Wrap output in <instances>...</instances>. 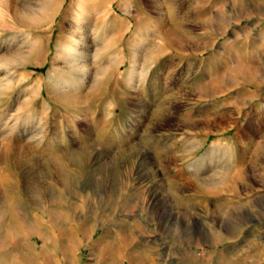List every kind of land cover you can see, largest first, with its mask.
I'll return each mask as SVG.
<instances>
[{"label":"rangeland","instance_id":"rangeland-1","mask_svg":"<svg viewBox=\"0 0 264 264\" xmlns=\"http://www.w3.org/2000/svg\"><path fill=\"white\" fill-rule=\"evenodd\" d=\"M49 2L0 0V264H264V0Z\"/></svg>","mask_w":264,"mask_h":264},{"label":"bare ground","instance_id":"bare-ground-1","mask_svg":"<svg viewBox=\"0 0 264 264\" xmlns=\"http://www.w3.org/2000/svg\"><path fill=\"white\" fill-rule=\"evenodd\" d=\"M53 5H54V0H50V2L46 5L47 11L48 12L52 11V16H51L52 17L51 18L52 24L55 22V19L58 16V14L60 13V10L62 7V5H61L57 9V11H55L56 9L54 8ZM105 5H107V4L103 3V4H100L96 7H94L96 9H98L99 13H102L101 17L99 16V18H103V21H104V30L103 31L105 33L110 31L114 34H117L118 33L117 24L110 25L109 23H107L108 17H107V12H106L107 9L104 7ZM111 26H113V27H111ZM76 30H79V32L81 33L79 37L75 36V34L77 32L73 31V33L71 34V39L69 40V42H64L57 47V56L61 59L62 63H65L67 65V68L64 69V72L60 76L57 74H53L52 72H49L48 78L46 81L47 84L53 85L54 87L55 86L60 87L61 85L58 86L59 84H66L68 82H71L72 84L77 83L80 85H83L85 83V81L87 79V74L89 72L88 60L90 59V57L94 58V54L89 53V44L86 41V36L83 32L82 26L77 25ZM137 56H138V51L134 50L133 62L130 64V69L128 70V74H130L129 83H131L134 79L132 74L138 69V63H137L138 57ZM119 62H120L119 53L115 52V53L111 54L109 66L117 68V67H119ZM21 65H23V67H27L29 65V62H22ZM103 69H105V67ZM27 78H29V75L27 73H21L18 75L16 82H17V84H20L22 81H24ZM33 86L35 87V90H33L34 89ZM33 86L26 87V93L27 94H30L31 92H33V94H34L33 95L34 98H31L29 96H26V98H25V100H29V102H31V103L34 102V100L42 94L43 80L40 78L37 79L34 82ZM49 109H50L49 103L45 102L44 111H47ZM197 165H198V167L202 168L203 163H199ZM135 257L132 256V259H131V260H133V264H145V263L141 262L140 260H138V259H140L139 256L136 255Z\"/></svg>","mask_w":264,"mask_h":264}]
</instances>
